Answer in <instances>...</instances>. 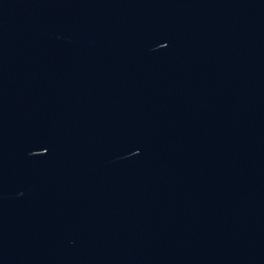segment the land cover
<instances>
[{
  "label": "water",
  "instance_id": "water-1",
  "mask_svg": "<svg viewBox=\"0 0 264 264\" xmlns=\"http://www.w3.org/2000/svg\"><path fill=\"white\" fill-rule=\"evenodd\" d=\"M0 264H264V0H0Z\"/></svg>",
  "mask_w": 264,
  "mask_h": 264
},
{
  "label": "snow or ice",
  "instance_id": "snow-or-ice-1",
  "mask_svg": "<svg viewBox=\"0 0 264 264\" xmlns=\"http://www.w3.org/2000/svg\"><path fill=\"white\" fill-rule=\"evenodd\" d=\"M44 151L46 152L47 151V148H45Z\"/></svg>",
  "mask_w": 264,
  "mask_h": 264
}]
</instances>
